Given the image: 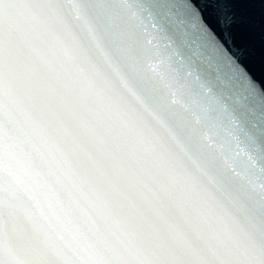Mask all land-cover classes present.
I'll use <instances>...</instances> for the list:
<instances>
[{
	"label": "snow or ice",
	"instance_id": "6c2138e0",
	"mask_svg": "<svg viewBox=\"0 0 264 264\" xmlns=\"http://www.w3.org/2000/svg\"><path fill=\"white\" fill-rule=\"evenodd\" d=\"M0 264H264V0H0Z\"/></svg>",
	"mask_w": 264,
	"mask_h": 264
}]
</instances>
